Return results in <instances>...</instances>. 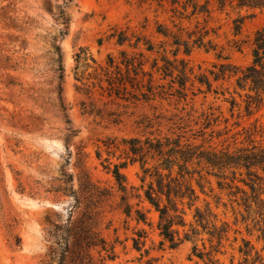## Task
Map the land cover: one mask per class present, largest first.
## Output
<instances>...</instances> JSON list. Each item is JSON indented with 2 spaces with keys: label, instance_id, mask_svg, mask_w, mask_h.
Listing matches in <instances>:
<instances>
[{
  "label": "rangeland",
  "instance_id": "obj_1",
  "mask_svg": "<svg viewBox=\"0 0 264 264\" xmlns=\"http://www.w3.org/2000/svg\"><path fill=\"white\" fill-rule=\"evenodd\" d=\"M210 7L208 15L182 18L170 5L151 0H0V264L47 263L53 240L47 232L76 216V195L70 192L78 191L85 174L109 194L98 205L86 198L88 193L83 194L80 206L89 204L100 212V233L114 246V257L105 259L104 264H207L206 253L219 264H261L255 253L264 262V241L258 237V226L252 228L251 219L249 225L242 222L238 208L219 193L215 177H211L212 192L205 186L210 195L197 189V205L203 210L205 201L210 202L215 215L212 222L198 225L192 217L193 208L186 209L187 225L178 230L181 237L188 232V239L173 248L168 242L161 246L155 227L158 213L148 202L140 206L151 224H137L122 213L121 192L110 170L124 158H119L118 151L107 152L101 142L106 137L169 135L203 147L232 148L253 139L264 143V104L246 111L244 95L234 92V77L217 81L210 77V92H205V86L201 92L197 83L191 86L188 81L186 95L181 98L108 103L105 107L121 113L119 122L113 123L90 111V99L78 92L72 75L74 54L80 48L101 61L108 52L145 50V44L151 43L154 50L173 58L171 52L177 46L172 44L173 37L156 32L160 26L179 36L177 57L195 72L200 66L208 75L212 65L220 62L250 64L252 36L264 25V7L220 9L215 0L210 1ZM114 30L137 34L140 47L117 44L116 36H111ZM206 30L203 41L210 40L215 50L193 43L198 33ZM134 41L132 36L130 42ZM183 41L188 43V53H184ZM58 54L65 69L62 79L58 78ZM231 98L236 102L233 107ZM121 171L128 187H139L138 163L128 161ZM69 177L70 181H64ZM131 192L139 191L133 188ZM129 201L134 207L138 199L130 197ZM139 228L147 237L137 251L132 238ZM213 229L223 230L220 244L216 236L207 233Z\"/></svg>",
  "mask_w": 264,
  "mask_h": 264
},
{
  "label": "trees",
  "instance_id": "obj_2",
  "mask_svg": "<svg viewBox=\"0 0 264 264\" xmlns=\"http://www.w3.org/2000/svg\"><path fill=\"white\" fill-rule=\"evenodd\" d=\"M151 1H156L160 5L165 3L170 5L171 10L178 11L182 18L202 13L208 15L211 9V0H203V2L201 0ZM215 1L220 9L224 6L248 10L264 7V0ZM188 10L189 13H187ZM64 22H67V18H64ZM239 28L240 26L236 24L235 29ZM156 32L165 38L173 37L172 44L177 46V49L171 52L173 58L154 50L151 43L145 44V50L119 49L116 53L108 52L101 61L96 60L85 48L78 49L74 54L72 75L78 92L90 99L91 112L95 110L97 115L117 123L121 113L113 108L105 107L108 103L115 101L146 102L156 97L162 99L170 96L181 98L186 95L188 81L191 86L197 83L199 91L202 92V87L205 86V92H210L212 90L210 77L213 81L234 77V92L239 97L244 95L242 100L246 111L264 104V25L253 33L250 64L235 66L227 62L215 63L212 65L213 69L208 71V75L201 71L200 66L195 72L194 67L177 57L181 45L179 36L161 26L156 29ZM191 33H188V38ZM207 34L208 30L200 31L193 39V43L207 50H215L210 40L203 41ZM111 36H116V42L119 45L128 43L137 48L141 45L140 36L128 35L125 30H119L117 33L114 30ZM132 36H135L133 43L130 42ZM182 44L184 53H188L190 50L188 43L183 41ZM59 49L60 47L57 46L56 50L59 51ZM216 56L221 57L219 53ZM58 58V78L62 79L65 69L61 64L59 54ZM213 91L217 93L216 89ZM229 102L232 107L236 104L234 98H231ZM81 104L84 105L85 101ZM149 123V120H146L147 126ZM101 142L107 152L118 151L119 158H124L118 163H113V168L110 170L117 190L121 192L119 207L122 213L126 217H132L137 224L141 222L151 224L140 206L141 203L148 202L158 213V222L155 227L161 237V246L168 242V247L173 248L188 239V232H184L181 237L178 230V227L187 225L186 209L193 208L192 217L198 225L204 226V223L212 222L211 218L215 215L210 208V202L205 201L203 210L197 205L200 193L210 195L206 192L205 186L212 192L211 177H215L219 193H224L228 200L238 208L242 222L247 223L251 219L252 228L258 226L256 228L260 231L258 237L264 241L262 226L264 224L263 142L253 139L246 145L242 144L232 148H217L213 145L203 147V144L188 139L182 142L180 137L169 135L164 137L130 136L119 139L106 137ZM97 156H100L99 151H97ZM128 161L139 164L140 185L138 188L128 187L125 174L121 171ZM110 163L111 161H108V164ZM70 178L64 181H70ZM90 180L89 175L85 174L84 179L79 183L78 191L75 192L70 187V193L76 195V216L64 225H54L47 232L53 240L48 248L46 264H104L105 259L111 260L114 257V246L106 241L99 230L100 212L94 210L89 204L80 207L81 198H84L83 194L88 193L86 198L97 205L108 194L105 188H100ZM133 188L139 192L133 194L131 192ZM130 197L138 199L134 207L129 201ZM95 204L92 203L94 206ZM261 221L263 224L259 225ZM191 225L192 223H189L190 229H193ZM223 225L226 227L227 223ZM207 233L211 237L216 236L219 244L224 235L221 229L218 231L213 229ZM134 234L132 247L140 251L145 245L147 234L142 228L135 230ZM193 249L195 251L196 246ZM238 250L245 257L248 255L246 250L241 248ZM144 252L147 253L148 250L144 249ZM195 254L200 259L204 256L200 252H195ZM206 254L207 264H219L217 258H213L210 253ZM255 254V260H260L261 264H264L262 257ZM238 264L244 263L239 261Z\"/></svg>",
  "mask_w": 264,
  "mask_h": 264
}]
</instances>
